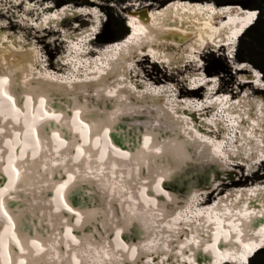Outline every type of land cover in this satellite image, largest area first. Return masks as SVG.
Here are the masks:
<instances>
[{"label":"bare ground","instance_id":"1","mask_svg":"<svg viewBox=\"0 0 264 264\" xmlns=\"http://www.w3.org/2000/svg\"><path fill=\"white\" fill-rule=\"evenodd\" d=\"M13 1L17 2V0H0L1 7H7V10L11 12L14 9H19V6L15 8V5H11ZM172 1V3L166 2L158 8H151L150 3L146 4L149 8L146 5L134 8L135 4H139L137 2L135 4L129 2L123 6L126 12L125 20H128L126 26L131 30L136 29L135 33L130 37V40L125 42L119 39L114 44L109 42L101 48H96L97 52L103 51L99 56L96 54V58L87 57L92 55L91 53L81 56L83 52H86L85 45L77 50L79 56H75L71 49L66 53L67 47L60 39L59 42L65 45L63 56L58 57L61 58V62L65 63L66 60L64 61L62 58L67 57L70 62L76 61L81 68L87 71H82L83 76L81 77L76 75V82L74 80L66 81V88L61 84L63 77H59L60 79L57 77L58 82L50 77H41V74L37 73L38 67L35 65L37 60L33 57L32 51L34 50L29 46L28 40L32 38L37 41L36 34L42 33L44 29L46 32L51 24L54 25L53 33H57L60 38H63V31L60 27H62L64 19L82 15L90 17L89 20L92 21L91 14L96 11L94 9L98 6L95 4L71 6V4L65 3L60 7H54L53 9L57 11L63 8L52 14L50 9L52 6L48 7L47 5L50 12L47 11V14L42 17L43 19L36 23L39 30L31 28L29 25L24 27L25 29H21L24 34L21 33L22 35L17 37L13 33L14 28L11 25L0 23V131L7 132H0V140L3 144H7L4 141L9 138L8 145L0 146V169L5 172L0 170V185L9 187L3 189L0 187V190L5 193L3 195V192L0 191V264H3V260H5V264H15L18 261L16 258L22 261L21 264H81L80 262L83 264H136V261L140 263L142 257L154 258L155 256L154 260L158 258L161 264H189V262L191 264H214L221 263L224 255V258L231 261L240 257L244 259L247 254L245 249H248L253 243L258 244V239L262 237L264 231V183H259L249 190H239V192L227 194L223 205H217L213 210L206 207L217 199H224L222 196L231 188L254 185H251L252 182L249 183L250 186L246 184L244 186L230 185L226 190H223L222 186L228 184L227 182L220 185V181L234 177L236 173L234 169H237L239 164L244 166L246 162L239 159L237 163H231V160L234 159L228 160L226 156H230L228 153L230 151H224L220 146V144H227V142L220 143V130L212 131L209 136L218 145L210 143L207 146L200 142L201 139L192 135L191 129L185 130L189 125L188 122L182 125L180 121L179 124L171 121L175 128L181 127L185 135L192 137V140L196 142L194 146H187L185 143L181 145L179 140L174 139L175 132L169 121L171 118L164 110L167 108L161 104L163 101H155L143 96L144 93H138V91H142L141 86L132 83L131 77L128 75L132 71L129 66L133 61H136L137 49L143 58H148L149 52L155 54L150 57L152 63L155 65L162 63L163 68H169L168 76L170 77L171 75L184 76L187 71H192L190 74L193 76L202 75L201 68L194 71L193 65H190V69L189 65L185 63L184 69L181 68V70L178 65L182 66L181 63L192 62L196 59V62L201 61V54H204L202 51H205L209 40L224 38L228 34V29L237 32L241 25L251 21L254 11L246 7L242 8L236 3L217 6L207 0ZM90 2L99 3V0H90ZM131 6L134 9L132 11L128 10ZM15 12L20 24L28 25L26 21L34 20L29 19V13H26L25 10ZM39 13L41 15L40 11ZM102 17L96 12V21L91 23L92 27L87 25V30L83 33H89L88 36L90 34L97 36L105 21ZM219 17L220 19H217ZM221 18L227 20L223 22ZM217 20L221 25L217 24ZM130 33L129 30L124 39ZM32 35L33 37H30ZM84 37L86 35H83L82 39L81 36L75 38L76 41L70 37L71 48H78L84 42ZM241 37L237 39L235 49L238 47ZM133 43H135L134 46H132ZM219 43L222 42L219 41ZM223 46L224 44H221V47ZM232 46V44L226 46L228 54L233 52ZM190 56L193 59H190ZM164 58L169 60V65L160 62L159 59ZM229 61L234 73L240 78H253L252 71H248L250 68H248L247 62ZM133 66H139V64ZM47 67L49 70H57L54 64ZM40 70L43 71L42 68ZM145 74L142 77L143 80L152 81L153 85L161 84H158L150 73ZM118 77L122 78H119L121 81ZM128 78L130 84H133L137 91L133 90L131 85L129 87L125 85ZM135 79H137L135 82L139 81L137 74ZM203 79L206 84L200 85L196 89L198 91L185 90L184 92L179 84H183L182 82L186 80L177 79V81L162 84L161 88H153L146 92H151L156 96L163 93L168 95L172 94L169 90L179 87L177 89L179 99L207 95L206 99L210 102V99L216 96L211 92L208 93L209 85L220 81L211 75H206ZM4 81H7V84ZM90 81L93 82L89 83ZM141 83L146 90L148 85L144 82ZM51 84H59V87ZM251 85L252 82L243 85L239 82L237 84L238 91H229V95L233 97L232 103H237L236 110L239 111L237 116L240 119L245 118V127L249 128V130H240L239 135L231 132L230 143L237 144L236 142H239L238 146L235 145L234 155L250 147L260 151L264 149L262 146L264 145V99L261 98L258 101L257 96H253L257 93L256 91L258 94H262L264 91L257 89L250 94L245 90L242 95L240 94L243 88L246 86L250 88ZM15 86L23 88L19 95L14 92L13 87L17 89ZM182 86L184 87V85ZM128 89H132V91ZM205 89L207 91L201 94ZM219 90L221 88L215 94H218ZM1 95L10 101L2 99ZM139 95L142 97L140 98ZM167 95V102L163 103L171 108V110L168 109L169 111L180 118L192 119L193 128L200 134L206 132L204 129L207 128L202 122L196 120L195 115L187 110L174 112L175 106L172 103V97ZM230 96H226V99ZM249 96L254 98L253 102H250ZM10 98L18 102L11 103ZM47 98L56 102L54 106L52 104L47 106L46 103L50 102ZM45 99L46 103H44ZM19 102H23V104ZM29 103L30 105H28ZM204 104L203 101L198 100L192 102L191 105L203 107ZM215 106L216 103L213 104V107ZM230 108H234V105ZM240 108L243 109L240 110ZM41 109L44 113L39 111ZM70 109H74L75 117L84 123L85 131L83 127L76 126L78 136L81 135L79 143L69 131V128L75 127L73 118V125H69L72 117L71 112L66 117L63 116V110ZM208 113H205L206 116L209 115ZM100 114L103 117L98 116L101 119L97 120L96 116ZM34 115L38 119L42 118L44 122L46 121L48 127L40 131L35 122L29 123V118H33ZM49 115L52 118L48 119ZM216 118L218 117L210 120L214 119L215 127L218 128ZM222 121H224L223 116ZM206 126L211 127L210 125ZM112 130L124 137L123 144L125 146L122 147L123 149L117 147L112 139V135H110ZM147 130H151L155 135H161L162 140L159 142L154 138L145 148L147 144L142 142L141 134L145 135ZM109 131L110 133H108ZM85 133L86 138L83 139ZM105 134L112 142L111 147L115 146L116 150L126 154L127 158L115 150L109 151L108 155L102 153L99 156L95 150L101 148V145L103 146L102 151L109 149L103 139ZM10 135H13L15 139L10 138ZM147 136L151 138L149 132H147ZM92 138L95 141L91 142ZM16 139L25 144L26 153L19 148L18 143L15 142ZM96 141L100 144L96 145ZM93 144L95 145L93 146ZM197 144L199 148L196 147ZM234 144L232 145L234 146ZM71 146H75L76 150L71 151ZM5 148L7 149L2 150ZM229 149L232 151V148ZM215 152H218L217 154L224 152L225 154L220 158L221 165H218L214 159ZM137 153L140 154L139 158ZM27 154L28 160L25 159L24 163L29 161L31 165L27 166L28 173H24L22 170L26 165L18 161H22ZM6 157H10L11 161L4 163L3 161L7 159H3ZM36 168L39 172L36 171ZM40 168L42 169L40 170ZM60 168L68 175L70 183L65 184L64 182L68 179L63 178V181L59 182L57 177L61 175ZM249 171L246 175L250 177L256 173V171ZM153 174L157 176V182L150 178ZM16 185H18L16 187L18 189L22 185L29 198L35 202L32 201V208L19 207L20 215L15 216L12 214L17 211H13L11 207L9 209L8 200L15 204L18 202L16 198H10V193ZM155 185L161 189L165 196L162 193V195L155 193ZM21 192L24 193V191ZM140 192L145 198L137 195ZM214 193H216L215 197H211ZM197 196L201 198L198 200ZM29 198H26L27 201L30 200ZM58 199H61L65 206L81 214L78 222L73 223L69 220L70 217L67 218L64 213L57 212L63 208V204ZM50 205L54 209H51ZM6 216H8L11 227ZM20 218L25 224L28 221L30 228L25 232H22L23 224H20ZM74 218L77 219L78 216L75 215ZM88 218L91 230L88 227ZM142 219L143 223L140 222ZM36 222L39 227H35ZM96 222L102 225L108 233L104 232L98 236ZM20 225L22 226L19 227ZM164 226L171 229L164 230ZM18 227L21 231H18ZM140 228L147 232L145 234L142 230V233L146 235L143 239L139 238V235H142L141 230L138 231ZM223 228L225 229L223 230ZM65 230L75 240L74 243L65 234ZM232 230L236 235H239L238 237L246 235L245 238L240 240L232 234ZM8 232L15 239L13 241L15 249L7 235ZM224 234L227 235L226 239H223ZM91 235L96 239L94 245L89 239ZM134 235L141 242H138L141 246H138L139 249L130 245L135 242ZM249 235L254 237L247 243ZM27 239L36 243L40 251L33 245L29 246ZM87 241L92 246L86 247ZM108 241L111 246L107 247ZM102 243L105 245L102 246ZM165 244L167 245L165 246ZM30 250L34 252H30ZM112 251L114 253L111 256ZM217 253L219 254L217 255ZM192 259L194 263L191 261Z\"/></svg>","mask_w":264,"mask_h":264},{"label":"rangeland","instance_id":"2","mask_svg":"<svg viewBox=\"0 0 264 264\" xmlns=\"http://www.w3.org/2000/svg\"><path fill=\"white\" fill-rule=\"evenodd\" d=\"M24 1H26V0H20L19 2H24ZM30 2H38V3H40V4H49V3H52L53 5H54V7L56 8V7H60L62 4H65V3H67V2H69V4H71V6H80V5H83L84 4V0H29ZM90 2V0H87V2ZM164 1H166V2H168L169 0H99V3H96V2H90L91 4L90 5H87V6H91V5H93V4H95L96 6H98V7H96L97 8V10H98V12H99V15H101V16H103L102 18H103V20L105 19V21H104V23L102 24V26H101V28H100V33H99V36H100V39H107V41H109L110 43H114V42H116L117 40H119L120 39V35L122 34V31H124V29L125 28H123V27H121V25H120V23H121V21H123L124 22V26L125 27H127L126 26V24H127V21L128 20H125V14H126V12H125V10L123 9V6H126L129 2H131V3H133V4H135L136 2L137 3H139V4H135L134 6V8H136V7H139V5L141 6V7H144L143 5H146V4H148V3H150V6H151V8H158V7H160L161 5H163V4H165L164 3ZM207 1H212L214 4H216L217 6H220V5H218V4H221V5H225V4H228V3H236L237 5H239L240 7H246V8H249L250 10H252V11H257L256 9H255V7H253V4H255V3H257V4H261V5H263L264 6V0H217V3H215L213 0H207ZM46 2V3H45ZM49 2V3H48ZM172 3L173 1L171 0V1H169L168 3ZM3 3H5V2H3ZM8 3V2H7ZM12 3V4H11ZM10 4L11 5H15V8H17L19 5L18 4H16L14 1L13 2H11ZM161 3H163V4H161ZM168 3H167V5H168ZM205 3V2H204ZM203 3V4H204ZM68 4V5H69ZM205 5V4H204ZM8 6H10V5H8ZM147 6V8H149V6L148 5H146ZM45 8H47V7H45ZM63 8V7H62ZM95 8V7H94ZM94 8H92V9H94ZM5 10H7V7H1V4H0V23L1 22H4L5 24H7L8 26H12L13 28H14V34H15V36L17 37L18 35H22V34H24V32H22L21 31V29H25L24 27H28L29 25H24L23 23H19L16 19H13V17H11V15H17L16 14V12L15 11H18V12H22V9H20V7H19V9H14V11L13 12H11V13H7V15L9 16H5V13H6V11ZM94 10H96V9H94ZM97 10H96V12H97ZM128 10H134L133 9V6H131V7H129L128 8ZM128 10H127V12H128ZM27 11H29V10H27ZM57 11V10H56ZM7 12H8V10H7ZM53 12V11H52ZM102 12V13H101ZM31 14V13H30ZM36 13H34L33 15H35ZM53 14V13H52ZM109 14H111L112 16L111 17H109ZM17 17V16H16ZM90 19V17H87V16H76L75 18H66V19H64L63 21H62V27H60L61 29H63L64 31H66V32H68V34H70L71 33V35L72 34H74L73 36H70V37H73L74 39L75 38H79L80 36H81V39L83 38V35H86V36H88V34L87 33H83L84 31H86L87 30V28L86 27H92V25H91V23H92V21H90L89 20ZM91 19H92V17H91ZM263 19H264V16H263ZM4 20V21H3ZM93 20V19H92ZM88 25V26H87ZM51 26L53 27L54 25L53 24H51ZM31 27V26H30ZM31 28H33V27H31ZM38 28V27H37ZM43 29V28H42ZM35 30H39V28L38 29H35ZM53 28L51 29H46V32H45V29L43 30V32L42 33H39V34H36V36L38 37L37 39V41L35 40V39H29L28 40V44H29V46L34 50V51H32L33 52V57L37 60V62L35 63V65L38 67V69H37V73H40L41 75V77H43V76H45V77H50L51 79H55V80H59L60 78L59 77H63L62 78V85H66V81H73L74 80V82L75 81H77V80H75L76 79V77L73 75V74H71V73H64L63 75L62 74H57L58 73V70H56V71H53V70H49V69H47L48 67L47 66H50V64H54V67H55V65H56V62H55V59L56 58H58L59 56L60 57H62L63 55L62 54H64V52H65V45H62L60 42H59V40L61 39L60 38V36L57 34V33H53ZM75 30H77V31H75ZM129 30V29H128ZM250 29H248V31H249ZM31 31H33V30H31ZM52 32V33H51ZM91 32V31H90ZM11 33V32H10ZM22 33V34H21ZM48 35H47V34ZM46 34V35H45ZM94 34H90L89 36L90 37H94L93 36ZM49 36V37H48ZM54 36V37H53ZM75 36V37H74ZM30 37H33V35L32 36H30ZM96 36H95V40L93 41V45L94 46H97V47H102V46H104L105 44H108V43H105V44H102V45H98L97 44V42H96ZM123 39H124V37H123ZM116 40V41H115ZM240 40H242L240 43H239V47L238 48H240V53L241 54H244V57H245V60H243V61H245V62H247L249 65H251L253 68H255V69H257V71H259L260 73H261V71L259 70V68H257L256 66H254L253 65V63H255V64H257V65H260V66H262V67H264V36H261L260 38H258V37H256V38H254V36H246V37H244V35H242V37L240 38ZM38 41H39V43H38ZM74 41H76V40H74ZM120 41H122V38L120 39ZM119 42V41H118ZM38 43V44H37ZM134 44L135 43H133V45L132 46H134ZM30 51V52H31ZM41 51V52H40ZM105 51V50H104ZM220 51V50H219ZM38 52V53H37ZM101 52H103V51H96L95 53L99 56V55H101L100 53ZM223 52V51H222ZM150 53V52H149ZM202 53H203V51H202ZM152 54V53H151ZM198 55V54H197ZM71 56V55H70ZM69 57V56H68ZM141 57V56H140ZM143 57V56H142ZM196 57V56H195ZM194 57V58H195ZM198 57V56H197ZM196 57V58H197ZM72 59L74 58V57H71ZM146 58V61H144L143 62V60ZM190 58H192L191 56H190ZM201 58H202V62H203V66H204V71H205V73H208V75H211V76H214L215 74L216 75H218L219 77H220V85H221V89L222 90H226V88H229L230 87V85L232 84V83H237V77H235L236 76V74L235 73H233V68H232V66L230 65L231 63H230V61H229V58H225L224 56H222L221 54H220V52H217V53H206L205 52V54H204V56L201 54ZM136 61H133L132 63H131V65L129 66V67H131L132 68V71H130V69H129V71H130V74H128L129 75V77H131V82L132 83H136V84H139L140 86H141V88H142V91L140 92V91H138V93H143V91H150V90H152L153 88H161L163 85L162 84H166V82H174V81H177V79H175V76H172L171 75V77L170 76H168V75H164L163 77H161V76H159V75H156L155 74V72H154V69L156 68L157 70H159L161 73H163V71H161V68L159 67V65L157 64L155 67H154V69H153V65L151 66V64L149 63V61L147 60V57H144V58H136L135 59ZM58 62V61H57ZM238 63V62H237ZM78 64V63H77ZM137 64H139V66H133V65H137ZM57 65L58 66H61L62 67V65H60L59 63H57ZM155 65V64H154ZM57 66V67H58ZM231 66V67H230ZM43 69V71H41L40 69ZM60 70H59V72L60 71H62V68H59ZM143 70V72H142V70ZM183 69V68H182ZM181 69V70H182ZM191 69V68H190ZM40 70V71H39ZM45 71V72H44ZM52 71V72H51ZM195 71V70H194ZM42 72H43V74H42ZM145 73H150L151 74V76H152V78L153 79H155V80H157V82H158V84L159 83H161L160 85H153V83H152V81L151 82H149V81H145V80H143L142 79V77L143 76H145L146 74ZM192 73V72H191ZM136 74L138 75V82H135V80H137V79H135V77H136ZM189 74H190V72H189ZM47 75V76H46ZM49 75H52V76H49ZM55 75V76H54ZM55 78H54V77ZM74 76V77H73ZM200 76V75H199ZM31 77V76H30ZM53 77V78H52ZM59 79H58V78ZM35 78H37V76H35ZM120 77H118V79H119ZM163 78H166L165 80H166V82H164L163 80ZM65 81H64V80ZM67 79V80H66ZM78 79V78H77ZM120 79H122V78H120ZM119 79V80H120ZM152 79V80H153ZM118 80V81H119ZM121 81V80H120ZM59 82V81H58ZM141 82H144V83H146L147 85H148V87H147V89L145 90V88H144V86H142V83ZM179 83H180V81H178ZM127 84H125V85H128L127 87H129L130 85V87L132 88H134L133 90H135V87H134V85L133 84H130V79L128 78V81L126 82ZM176 83V82H175ZM135 84V85H136ZM248 84V83H247ZM243 85V84H242ZM179 86H181V83L179 84ZM15 87H17V89L16 88H14L13 87V89H14V92L16 93V94H18L19 95V93L21 92V91H23V88H21L20 86H19V88H18V86H15ZM118 87H120V86H118ZM248 87L249 86H246L245 88L246 89H248ZM244 89V88H243ZM18 90V91H17ZM21 90V91H20ZM184 92H185V90L184 89H182ZM135 91H137V90H135ZM220 91V90H219ZM257 93L256 94H258V91H256ZM241 94V93H240ZM140 96V95H139ZM261 96H263V94H261ZM142 96H140V98H141ZM250 97V96H249ZM253 100H254V98L253 97H250V102H253ZM241 101H242V98H241ZM175 106V105H174ZM243 108H246V107H243ZM243 108H240V110H242ZM212 110V109H211ZM216 111H218V109L216 110ZM96 112V111H95ZM212 113H214L213 111L211 112V113H209V115L208 116H210V114H212ZM240 113H241V111H240ZM92 114V113H91ZM97 114H99V113H97ZM94 115H96V114H94ZM98 116H101V114L100 115H97L96 116V119L97 120H99V119H101L103 116H101V118H98ZM124 117V116H123ZM94 120V119H93ZM123 123V122H122ZM1 133H7L6 131H0ZM230 135L228 134V133H226V134H224L223 135V138H222V143H229L230 142V137H229ZM10 138H13V135H10L9 136ZM239 137V136H238ZM240 138V137H239ZM9 139V138H8ZM8 139L6 140V141H4V142H7V144H3V142H1L2 140H0V146L1 145H3V146H6V145H8L9 144V141H8ZM13 139H15V138H13ZM12 140V139H11ZM11 142V141H10ZM15 142H17L18 143V146H19V148L20 149H22V150H24V153H26L27 151H26V149H25V144L24 143H21V142H19L17 139L15 140ZM23 142V141H22ZM238 142V141H237ZM232 144H234V143H232ZM232 144H222L223 146H222V148H223V150H226L227 152L228 151H230V152H228V153H230V156H234V148L236 147L235 145H237V144H234V146L232 145ZM229 145V146H228ZM2 146V147H3ZM93 146H94V144H93ZM232 146V147H231ZM228 147V148H227ZM24 148V149H23ZM227 148V149H226ZM229 148H232V151L229 149ZM7 148H5V149H2V150H6ZM229 149V150H228ZM9 152H10V150H9ZM232 153V154H231ZM99 156H100V154H99ZM235 157V156H234ZM12 158V157H11ZM5 159H7L6 161H3L4 163H7V162H9V161H11L10 160V157H6V158H4L3 160H5ZM13 159V158H12ZM14 160V159H13ZM12 160V161H13ZM238 161H239V159H238ZM237 160H231V163L233 162V163H237L238 162ZM241 161V160H240ZM242 162H246V163H244V166H241L240 164L238 165V168L237 169H234L235 171H236V173H235V175H234V177H229L228 179H226L225 181H220V185L221 184H223L224 182H227L228 184H226V185H223L222 186V188H223V190L225 189L226 190V188H228L230 185H235V186H244L245 184L246 185H249V183L250 182H252L251 183V185L252 184H254V185H256L257 183L259 184H261V183H264V169H262L261 168V166L264 164V162H261L260 164H258V165H256V164H254L253 166H252V168L250 169V162L251 161H247V159H245V160H242ZM50 163V162H49ZM246 164H247V167H246ZM49 165H51V164H49ZM255 165L257 166L256 168H255ZM240 166V167H239ZM250 166V167H249ZM6 167V166H5ZM228 167H232V166H228ZM43 168V167H42ZM42 168H40V170L42 169ZM234 168V167H233ZM232 168V169H233ZM255 168V169H254ZM33 169V168H32ZM0 170H2V169H0ZM34 170H35V168H34ZM251 171V172H253V171H256V173L253 175V176H248V175H246V173H248V171ZM3 171V170H2ZM36 171L37 172H39L38 171V169L36 168ZM249 171V172H250ZM4 172V171H3ZM7 172V171H6ZM237 172H239V173H237ZM5 173V172H4ZM237 174V175H236ZM32 175H34V174H32ZM156 178L157 176L155 175V174H153L152 175V177H150V178ZM9 179H10V177H8ZM253 185V186H254ZM8 186H9V184H8ZM18 185H16L15 187H13V190H12V192L10 193V198L11 197H14V198H16L17 200H18V202L15 204V203H12L11 201V203H8V206H9V209H10V207L12 208V206L14 207L13 208V210H15L16 209V213H13L12 215H20V212H21V209H19V207L20 208H24V207H27V208H32V201H34V200H32V199H30L29 198V196H28V194L26 193V191L23 189V187H22V185H20L19 186V188L20 189H18V188H16ZM250 186V185H249ZM0 187H1V189H3V188H9V187H5V185H0ZM238 188V187H237ZM232 189H229L228 191L229 192H227V193H233V192H230ZM1 191V190H0ZM21 191H24V193H22ZM218 191H219V189H218ZM1 192H3V191H1ZM210 192V191H209ZM214 192V191H213ZM19 193H20V196H19ZM217 193V192H216ZM216 193H214L211 197H215V194ZM1 194V193H0ZM5 193L3 192V195H4ZM29 198L30 200L29 201H27V199L26 198ZM210 197V198H211ZM197 199H198V196H197ZM197 199H196V202H197ZM35 202V201H34ZM15 204V205H14ZM16 206V207H15ZM40 207V206H39ZM126 209H128V208H126ZM154 213V212H153ZM158 217H159V215H158ZM161 219V218H160ZM143 221V219L140 221V222H142ZM147 221H148V219H147ZM1 222V221H0ZM88 227L90 228V230H91V226L89 225V224H91L90 223V221H89V218H88ZM143 223V222H142ZM164 223V222H163ZM3 224V223H2ZM20 224H23V227H21L22 225H20L19 227H21L22 228V232H25V230L26 229H29L30 227H29V224H28V221L26 222V224L25 223H23V219L22 218H20ZM37 224V222L35 223V227H39V224L38 225H36ZM164 225V224H163ZM17 228L18 229V231H21L20 230V228ZM96 232H97V234H98V236H100L102 233H104V232H106V233H108L104 228H103V226L102 225H100L98 222H96ZM32 230L34 229L33 227L31 228ZM166 229H171L170 227H167V226H164V230H166ZM225 228H223V230H224ZM141 230V231H140ZM142 230L143 229H138V231H140V233L142 234L141 236L139 235V238H145L146 237V235L145 234H147V232L146 231H144V233H142ZM250 230V229H249ZM113 233H114V231H113ZM139 233V234H140ZM189 233H191L190 231H189ZM144 234V235H143ZM96 235V234H95ZM113 236H114V234H113ZM239 235L237 234V237H238ZM246 236V235H245ZM245 236H242V237H238L240 240L242 239V238H245ZM134 241L135 242H132V244H130V245H134V248L135 249H139V247H141V246H139V243H141L140 241H139V239L134 235ZM1 238H3V237H1ZM89 239L91 240V242H92V245H94L95 244V238L91 235L90 237H89ZM99 239V238H98ZM110 241H108L107 242V244H106V246L108 247V246H111L110 245V243H109ZM139 242V243H138ZM86 247H90V246H92L91 244H89V242L87 241L86 242ZM105 244H103L102 243V246H104ZM167 244H165V246H166ZM139 246V247H138ZM96 249V248H95ZM218 249V248H217ZM218 250H220V249H218ZM152 252V251H151ZM157 252V251H156ZM113 251L111 252V256L113 255ZM188 255V254H187ZM154 256V255H153ZM190 256V255H189ZM1 257V256H0ZM191 257V256H190ZM253 256H251L250 257V259L252 258ZM152 258V257H151ZM191 259V258H190ZM249 259V258H248ZM107 260V259H106ZM81 264H83V262H80ZM253 264H264V262L263 263H256V262H254Z\"/></svg>","mask_w":264,"mask_h":264},{"label":"trees","instance_id":"3","mask_svg":"<svg viewBox=\"0 0 264 264\" xmlns=\"http://www.w3.org/2000/svg\"><path fill=\"white\" fill-rule=\"evenodd\" d=\"M84 4L83 5H90L91 3L87 0H84ZM163 1V0H162ZM215 3H217V0H213ZM166 1H164L165 3ZM69 3V2H67ZM163 4V3H161ZM63 5V4H62ZM218 5H221V4H218ZM253 7H255V9L258 11V17L256 19V21L250 26V29L248 31V29L246 30V32L244 33V37L246 36H254V38L258 37L260 38L261 36H264V19H263V16H264V6L261 5V4H253ZM112 15L109 14V17H111ZM121 27L125 28L124 31H122V34L120 35V39L125 37L129 30L127 27L124 26V22L121 21L120 23ZM96 42L98 45H102V44H105V43H109V41H107V39H100V36L99 34L96 36ZM116 41V40H115ZM242 40L239 39V42H238V47H239V43L241 42ZM237 47V50H236V60L238 62H244L243 60H245V57H244V54H241L240 53V48ZM153 65V69L156 65L152 64ZM151 65V66H152ZM254 66H256L257 68H259V70L261 71V74L264 76V67L260 66V65H257L255 63H253ZM160 67V66H159ZM161 68V67H160ZM161 71H163L161 69ZM154 72L156 75H159L161 77H163L164 75H167V72L163 71V73H161L159 70H157L156 68L154 69ZM163 79H166V78H163ZM262 169H264V164L261 166ZM254 262L256 263H263L264 262V248H261L258 252H256L253 257L251 259H249V262L248 264H253Z\"/></svg>","mask_w":264,"mask_h":264},{"label":"water","instance_id":"4","mask_svg":"<svg viewBox=\"0 0 264 264\" xmlns=\"http://www.w3.org/2000/svg\"><path fill=\"white\" fill-rule=\"evenodd\" d=\"M234 61H236V59ZM206 74H208V73H206ZM175 79H179V76L175 77ZM262 94H263V97H264V93H262ZM110 135H112V139L114 140L115 143H117L121 147L123 146L121 138L118 137V134L115 131H113ZM257 225H259V224H257ZM207 259H208V257H207Z\"/></svg>","mask_w":264,"mask_h":264},{"label":"clouds","instance_id":"5","mask_svg":"<svg viewBox=\"0 0 264 264\" xmlns=\"http://www.w3.org/2000/svg\"><path fill=\"white\" fill-rule=\"evenodd\" d=\"M251 22V21H250ZM254 23V22H253ZM244 35V34H243ZM241 37V36H240ZM236 43H237V40L233 43V50H234V53H235V56H236V51L235 50H237V48L235 49V46H236ZM222 56H224L225 58H228L226 55H224V54H222ZM236 58V57H235ZM251 66V65H250ZM264 77V76H263Z\"/></svg>","mask_w":264,"mask_h":264},{"label":"built area","instance_id":"6","mask_svg":"<svg viewBox=\"0 0 264 264\" xmlns=\"http://www.w3.org/2000/svg\"><path fill=\"white\" fill-rule=\"evenodd\" d=\"M257 17H258V11H254V15H253V17L251 19V22H255Z\"/></svg>","mask_w":264,"mask_h":264}]
</instances>
